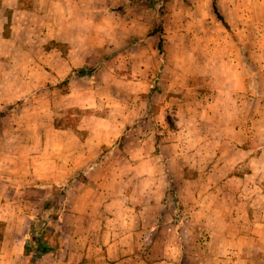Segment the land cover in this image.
I'll return each mask as SVG.
<instances>
[{
  "label": "rangeland",
  "instance_id": "374dc122",
  "mask_svg": "<svg viewBox=\"0 0 264 264\" xmlns=\"http://www.w3.org/2000/svg\"><path fill=\"white\" fill-rule=\"evenodd\" d=\"M38 3L0 0V264L53 199L80 237L66 246L91 248L74 264H264V159L239 130L256 104L212 105L195 36L219 23L218 68L245 49L251 64L264 0H217L224 20L212 0H63L56 24L53 0L20 10ZM73 63L101 67L64 84Z\"/></svg>",
  "mask_w": 264,
  "mask_h": 264
},
{
  "label": "crops",
  "instance_id": "0c3cea01",
  "mask_svg": "<svg viewBox=\"0 0 264 264\" xmlns=\"http://www.w3.org/2000/svg\"><path fill=\"white\" fill-rule=\"evenodd\" d=\"M42 1L43 0H39L40 4L38 3L37 6H34V4L31 7L20 6V10L31 13L34 12V10H42ZM62 2L63 0H53V7L51 8V12L53 11L54 17L53 24L61 23L62 19L65 17L61 12V6L64 5ZM10 6L18 7L17 3ZM66 19L67 20L65 22L67 25L68 23H70L69 25L73 24L69 17ZM199 21L200 22H198L196 28L198 33L195 36L197 37V41L200 42L203 55L206 57L207 61H210V64L208 63L206 66L202 65L203 71L200 79L202 80L203 87L213 89L212 93H210V96L212 97V105H217L218 107L220 106L223 111L231 110L232 108L237 110L239 107H241V109H246L247 103L256 104V108L253 110V124L242 123L239 125V130L246 132L244 134L246 141H254L253 144L249 145L250 152L248 156L254 160L258 158L264 159V32L260 35L259 39L254 42L255 47L252 51V57L250 59L251 64L248 63V60L246 61L249 56L245 49L244 55L231 58L222 69L218 68L215 62L216 60H214L216 59L215 56L220 53L217 46L221 43L220 24L215 22L205 23L203 18ZM53 37L60 42L74 44L71 37L61 33V29H59L58 32H54ZM79 65L80 64L75 63L71 64L68 72ZM78 79L81 80V78L76 77L69 83H73ZM203 98H205V96H203ZM226 128L228 129V132L233 133L237 131V124L234 122V120H229ZM230 133L226 135V137H228L227 141L233 142L235 141V137H231ZM260 149H262L261 152L259 151ZM252 169H254L255 174L258 173V167H253ZM41 209L38 211V213L41 211ZM75 216H77V214L74 215V217ZM62 223L64 229V226L66 225V215ZM63 237V243L60 248H58L56 251L45 254L38 261L41 262L45 258H52L54 262L51 264H63L61 263L62 260L65 261L64 264H70L69 262L71 259H69L67 255L75 256L81 254L82 257L90 255L88 250L91 248L86 246L87 238L85 241L83 240L84 246H78L75 244L74 246L70 247L66 246L67 240L74 239L76 241L80 239V237H77L76 233H66ZM72 263L73 262L71 260V264ZM37 264H39V262ZM78 264L87 263H84L83 261V263ZM90 264L97 263L92 262Z\"/></svg>",
  "mask_w": 264,
  "mask_h": 264
},
{
  "label": "trees",
  "instance_id": "16d2710c",
  "mask_svg": "<svg viewBox=\"0 0 264 264\" xmlns=\"http://www.w3.org/2000/svg\"><path fill=\"white\" fill-rule=\"evenodd\" d=\"M214 13L219 19L224 20L219 11L217 0H212ZM226 23V22H225ZM160 32L163 34L164 28L162 24L160 28L152 29L151 33ZM159 50L163 53V38L159 42ZM249 59L247 58L246 61ZM101 67L98 63L90 65L85 63L78 68H73L63 79L62 83L68 84L70 80L76 77L93 76ZM4 115V111L0 112ZM69 182L65 185L68 186ZM65 194V188L62 190ZM67 210V203L59 207L56 200H47L41 211L36 214L35 218L30 222L26 232V239L23 246V259L18 264H36V262L45 254L56 251L63 243V220Z\"/></svg>",
  "mask_w": 264,
  "mask_h": 264
}]
</instances>
